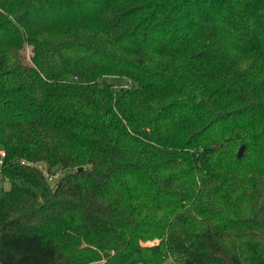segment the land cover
<instances>
[{
	"label": "trees",
	"instance_id": "16d2710c",
	"mask_svg": "<svg viewBox=\"0 0 264 264\" xmlns=\"http://www.w3.org/2000/svg\"><path fill=\"white\" fill-rule=\"evenodd\" d=\"M1 151L0 264H264V0H0Z\"/></svg>",
	"mask_w": 264,
	"mask_h": 264
},
{
	"label": "rangeland",
	"instance_id": "374dc122",
	"mask_svg": "<svg viewBox=\"0 0 264 264\" xmlns=\"http://www.w3.org/2000/svg\"><path fill=\"white\" fill-rule=\"evenodd\" d=\"M8 185V181L2 176V174L0 173V187L1 186H7ZM159 241V239H154V240H147V241H143L141 242L142 245H152L154 243H157ZM102 262V260L100 261H95L92 264H100ZM163 264H179L176 263L174 261H172L171 258L166 257L165 260L163 261Z\"/></svg>",
	"mask_w": 264,
	"mask_h": 264
},
{
	"label": "water",
	"instance_id": "95a60500",
	"mask_svg": "<svg viewBox=\"0 0 264 264\" xmlns=\"http://www.w3.org/2000/svg\"><path fill=\"white\" fill-rule=\"evenodd\" d=\"M243 149H244V145L242 144L239 149H238V152H237V156H241L242 152H243ZM188 262V261H187Z\"/></svg>",
	"mask_w": 264,
	"mask_h": 264
},
{
	"label": "built area",
	"instance_id": "2783aa9c",
	"mask_svg": "<svg viewBox=\"0 0 264 264\" xmlns=\"http://www.w3.org/2000/svg\"><path fill=\"white\" fill-rule=\"evenodd\" d=\"M3 154H4V152H3V151H1V152H0V155L2 156ZM0 162H1V160H0Z\"/></svg>",
	"mask_w": 264,
	"mask_h": 264
}]
</instances>
